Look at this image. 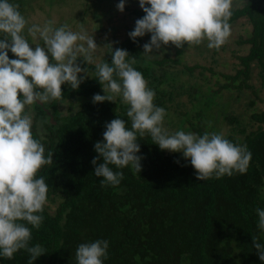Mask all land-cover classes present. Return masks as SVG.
I'll use <instances>...</instances> for the list:
<instances>
[{
    "label": "trees",
    "instance_id": "trees-1",
    "mask_svg": "<svg viewBox=\"0 0 264 264\" xmlns=\"http://www.w3.org/2000/svg\"><path fill=\"white\" fill-rule=\"evenodd\" d=\"M263 5L264 0H244L241 6L232 9L229 23L244 18L250 31L239 40L247 45L246 52L236 56L239 67L232 75H224L228 81L223 87H246L250 64L258 68V78L264 83ZM130 14L135 20L127 27L124 38L114 45L108 44L98 62L85 64L78 58L77 63L87 68L88 76L78 89L62 85L61 99L31 105L34 115L42 120L39 128L32 121L33 138L43 145L45 157L51 155L52 159L36 178H44L47 198L58 197L53 213H48L45 207L38 213L43 216L38 229L23 222L31 230L29 246L40 245L45 250L32 264H77L78 246L96 240L109 244L103 264H264L253 247L254 239L264 245V230L257 226L256 212L264 210V107L249 114L254 129L247 132L236 129L239 138L232 134L224 136L235 145H246L252 153L246 173L197 181L190 161L182 153L163 152L145 133L143 137L137 134L140 146L137 155L142 157L139 174L131 165L122 169L109 165L114 172L123 173L117 186L93 174L91 161L97 157L94 145L103 141L105 125L120 118L131 130L127 117L130 106L120 96L112 102H93L94 95H104L105 87L96 75L97 64L104 61L110 64L112 52L117 48L128 52L129 61L140 58L139 45L147 33L135 42L129 33L145 13L141 8H133ZM8 56L13 55L9 52ZM132 66L155 92L156 106L165 110L168 103L182 94L191 99L190 107L196 110L193 115L185 112L176 118L185 124L183 130L197 135L218 133L217 126L222 121L236 122L225 113L226 104L216 102L219 97L216 91H200L194 80L188 83V78L194 79L193 67L173 68L165 58L135 61ZM71 98L79 99L77 109L60 114L57 102ZM253 103L248 101L250 107ZM207 115L218 124L214 130L204 124ZM29 260L25 250L15 253L12 259L0 255V264H29Z\"/></svg>",
    "mask_w": 264,
    "mask_h": 264
},
{
    "label": "clouds",
    "instance_id": "clouds-1",
    "mask_svg": "<svg viewBox=\"0 0 264 264\" xmlns=\"http://www.w3.org/2000/svg\"><path fill=\"white\" fill-rule=\"evenodd\" d=\"M232 5L233 0H139L145 15L135 22L129 37L135 42L150 34L143 53L169 44L176 48L199 45L205 40L209 49L218 50L231 35ZM124 7L121 0L117 8L123 12ZM18 9L9 0H0V255L12 259L15 253L25 250L32 264L45 250L40 245L29 246L31 230L23 222L38 229L43 221L38 213L47 203L48 186L43 177H36L52 159L51 155L45 157L43 145L33 138L32 119L24 114L25 107L61 99L62 85L78 89L88 76L87 68L77 60L82 57L83 63H92L98 46L83 28L79 32L67 25L55 28L53 21L28 26ZM26 28L33 40L43 41V47L29 44L24 35ZM9 52L16 59H9ZM129 57L126 50L117 48L110 64L104 61L96 65L99 83L105 87L104 95H94L93 102H112L120 96L130 106L127 117L131 120V130L120 118L105 125L103 141L94 145L97 157L91 161L96 177H103L112 186L119 185L123 173L114 172L109 165L120 169L131 165L139 174L142 157L137 155V134L143 137L145 133L160 150L182 153L190 161L197 181L246 173L252 159L246 145H235L216 132L197 135L178 130L170 134L163 127L165 110L154 104L155 92L132 66L135 59L129 61ZM106 91L111 94L106 95ZM100 159L102 163H98ZM256 212L257 226L264 230V210ZM108 247L106 240L80 244L75 252L77 264H103ZM253 247L264 262V245L254 239Z\"/></svg>",
    "mask_w": 264,
    "mask_h": 264
},
{
    "label": "rangeland",
    "instance_id": "rangeland-1",
    "mask_svg": "<svg viewBox=\"0 0 264 264\" xmlns=\"http://www.w3.org/2000/svg\"><path fill=\"white\" fill-rule=\"evenodd\" d=\"M120 2L121 0H14L13 4L19 6V11L27 20L28 26L32 24L43 26L47 21H53L55 28L67 25L74 32H79L83 28L89 36L93 35L98 48L93 54V62L89 64H95L105 54L108 44L114 45L124 38L127 27L135 20L130 14V9L140 8L139 0H123L125 7L121 12L117 8ZM243 2L244 0H233L232 9L241 6ZM230 25L231 35L227 43L218 50L209 49L207 47L208 41L205 40L199 45L185 44L181 48H176L169 44L162 46L159 50L154 49L152 53H143V45L150 40V34L147 33L139 45L138 55L141 59L136 58L135 61L142 63L145 59L165 58L173 68L179 69L182 65L193 67L191 73L194 79L188 78V83L191 84L194 80L200 91L207 89L216 91V95L219 96L215 99L216 102L226 104L225 113L236 119L235 123L227 124L222 121L217 126V122H212V118L207 115L205 123H203L205 126L206 124L212 126L213 130L217 126L218 134L223 136L232 134L239 138L236 129L242 128L244 132H247L255 128V124L249 119V114L253 109L257 110L264 107V83L260 82L258 78V68L254 64H250L249 74L245 81L246 87L238 89L222 86L228 81L224 75H232L239 67L236 56L244 54L247 49V45L240 43L239 40L245 38L250 31V26L244 18H237ZM24 35L33 48L37 44L44 46L43 41L33 40L28 35L27 28ZM9 59H16V57L12 56ZM81 59L83 58L81 57ZM249 100L254 101L253 107L248 105ZM189 101L191 99L182 94L175 101L166 105L163 127L170 134L178 130L194 133L191 130H183L185 124L176 120L181 113L180 117L184 116L183 113L185 112L192 116L196 111L192 110ZM78 103V98H71L58 101L56 106L58 112L63 115L68 111L74 112ZM24 114L29 115L32 121H35L37 128L40 127L42 120L34 115V109L31 105H26ZM163 152L169 151L163 150ZM57 203L58 197L50 195L44 207L51 214Z\"/></svg>",
    "mask_w": 264,
    "mask_h": 264
},
{
    "label": "water",
    "instance_id": "water-1",
    "mask_svg": "<svg viewBox=\"0 0 264 264\" xmlns=\"http://www.w3.org/2000/svg\"><path fill=\"white\" fill-rule=\"evenodd\" d=\"M37 104H38V105H40V103H39V102H37ZM49 119H50V118H49Z\"/></svg>",
    "mask_w": 264,
    "mask_h": 264
}]
</instances>
